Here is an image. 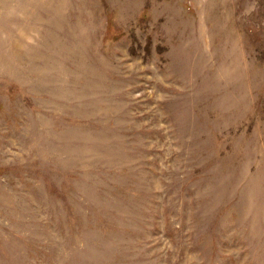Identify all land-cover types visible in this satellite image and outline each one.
I'll list each match as a JSON object with an SVG mask.
<instances>
[{"label": "rangeland", "instance_id": "obj_1", "mask_svg": "<svg viewBox=\"0 0 264 264\" xmlns=\"http://www.w3.org/2000/svg\"><path fill=\"white\" fill-rule=\"evenodd\" d=\"M0 264H264V0H0Z\"/></svg>", "mask_w": 264, "mask_h": 264}]
</instances>
